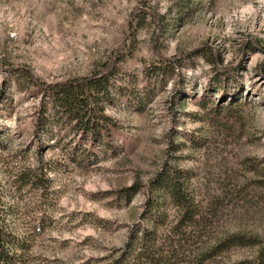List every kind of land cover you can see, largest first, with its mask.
<instances>
[{"label":"rangeland","instance_id":"1","mask_svg":"<svg viewBox=\"0 0 264 264\" xmlns=\"http://www.w3.org/2000/svg\"><path fill=\"white\" fill-rule=\"evenodd\" d=\"M108 68L117 126L103 140L39 129L43 85ZM162 171L197 207L194 245L258 238L208 264H251L264 243V0H0V217L20 264H108L147 201L163 203L167 231L179 206L150 185Z\"/></svg>","mask_w":264,"mask_h":264},{"label":"trees","instance_id":"2","mask_svg":"<svg viewBox=\"0 0 264 264\" xmlns=\"http://www.w3.org/2000/svg\"><path fill=\"white\" fill-rule=\"evenodd\" d=\"M116 69L108 68L43 85L42 128L39 129L47 132L50 127L64 124L75 127L88 139L103 140L104 134L117 126V121L107 112ZM169 173L160 172L150 185L157 192L156 196H171L176 201L179 206L178 218L167 231H163L159 223L160 219L165 222L162 219L165 211L161 210L163 203L147 201L152 208L151 215L130 230L124 245L115 248L108 264H208L229 246L258 243L257 236L231 231L217 234L200 246L194 245L186 226L189 220H193L197 207L189 191L181 188L179 181ZM2 207L4 203L0 197ZM18 247L21 248L22 244L6 230L5 221L0 217V264H20ZM251 264H264V243Z\"/></svg>","mask_w":264,"mask_h":264}]
</instances>
